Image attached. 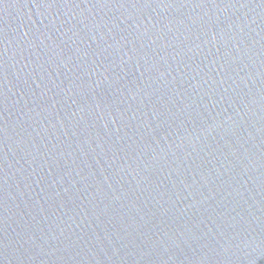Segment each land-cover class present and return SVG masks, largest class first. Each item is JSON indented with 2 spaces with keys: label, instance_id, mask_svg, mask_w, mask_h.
Here are the masks:
<instances>
[{
  "label": "water",
  "instance_id": "obj_1",
  "mask_svg": "<svg viewBox=\"0 0 264 264\" xmlns=\"http://www.w3.org/2000/svg\"><path fill=\"white\" fill-rule=\"evenodd\" d=\"M0 264H264V0H3Z\"/></svg>",
  "mask_w": 264,
  "mask_h": 264
},
{
  "label": "snow or ice",
  "instance_id": "obj_2",
  "mask_svg": "<svg viewBox=\"0 0 264 264\" xmlns=\"http://www.w3.org/2000/svg\"><path fill=\"white\" fill-rule=\"evenodd\" d=\"M3 2V0H0V3H2Z\"/></svg>",
  "mask_w": 264,
  "mask_h": 264
}]
</instances>
